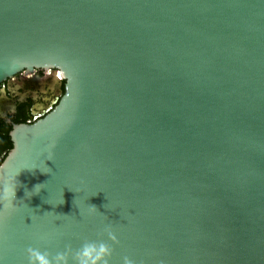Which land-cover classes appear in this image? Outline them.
Wrapping results in <instances>:
<instances>
[{"label": "water", "instance_id": "obj_1", "mask_svg": "<svg viewBox=\"0 0 264 264\" xmlns=\"http://www.w3.org/2000/svg\"><path fill=\"white\" fill-rule=\"evenodd\" d=\"M24 68L63 93L8 132L3 264L106 227L109 264H264V0H0Z\"/></svg>", "mask_w": 264, "mask_h": 264}, {"label": "flooded vegetation", "instance_id": "obj_2", "mask_svg": "<svg viewBox=\"0 0 264 264\" xmlns=\"http://www.w3.org/2000/svg\"><path fill=\"white\" fill-rule=\"evenodd\" d=\"M63 93L54 68L22 69L0 82V121L31 123L46 114Z\"/></svg>", "mask_w": 264, "mask_h": 264}, {"label": "clouds", "instance_id": "obj_3", "mask_svg": "<svg viewBox=\"0 0 264 264\" xmlns=\"http://www.w3.org/2000/svg\"><path fill=\"white\" fill-rule=\"evenodd\" d=\"M11 180L14 181V177ZM14 188V183L0 182V204L4 200L9 201L13 198ZM90 207L96 210L94 206L90 205ZM104 232L111 244L106 243L105 240H85L78 249L72 250L66 245L62 251H56L54 254L28 246L24 249L25 264H69V258L72 264H109L113 252L111 245L116 244L117 239L109 228L106 227ZM0 264H3L2 260ZM120 264H135V262L128 256H122Z\"/></svg>", "mask_w": 264, "mask_h": 264}, {"label": "trees", "instance_id": "obj_4", "mask_svg": "<svg viewBox=\"0 0 264 264\" xmlns=\"http://www.w3.org/2000/svg\"><path fill=\"white\" fill-rule=\"evenodd\" d=\"M9 130L10 125L0 121V162L12 145L8 134Z\"/></svg>", "mask_w": 264, "mask_h": 264}]
</instances>
